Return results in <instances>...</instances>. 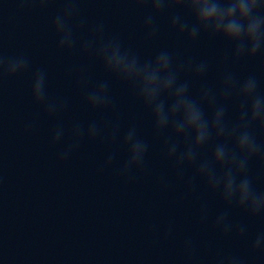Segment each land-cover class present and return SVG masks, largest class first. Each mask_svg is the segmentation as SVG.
I'll return each mask as SVG.
<instances>
[{
  "label": "water",
  "instance_id": "water-1",
  "mask_svg": "<svg viewBox=\"0 0 264 264\" xmlns=\"http://www.w3.org/2000/svg\"><path fill=\"white\" fill-rule=\"evenodd\" d=\"M60 7L61 0H56L44 11L18 13L16 0H0V49L9 55L23 52L33 68H46L50 97L69 101L66 112L48 118L31 101L30 73L0 87V264H181V245L188 236L196 241L202 264H210L216 253L232 251L245 256L248 264H264V256H251L248 251L255 235L264 231V218L250 219L233 210V221L248 225L247 236L237 240L214 232L212 220L223 208L219 197L202 182L188 193L175 178L170 162L163 158V138L154 134L150 114L128 87L110 80L112 110L93 112L84 105V90L69 70L85 65L89 87L108 77L98 62L78 51L57 50L51 19ZM80 8L90 25L103 21L107 35L118 34L144 58L167 48L181 60H208L209 84H217L227 68L239 77L256 73L264 91V75L259 71L264 56L222 64L223 57L230 54L223 41L202 36L188 42L168 30L167 14L157 20V37L145 41L142 22L147 9L133 8L124 0H80ZM199 84L194 83L193 93ZM234 114V108L230 109L229 117ZM116 119L121 123V135L135 124L149 144L146 170L139 178L127 180L117 175L126 158L122 148L113 166L101 170L107 153L117 146L99 139H85L70 159L58 162L67 137L55 147L50 145L56 124ZM32 120L35 129L25 134L24 125ZM259 171V163L254 161L250 174L256 178L257 190L264 191ZM161 175L168 178L169 187L157 183ZM202 203L207 204L208 212L204 224L199 219ZM170 222L173 236L164 239L163 230Z\"/></svg>",
  "mask_w": 264,
  "mask_h": 264
},
{
  "label": "clouds",
  "instance_id": "clouds-1",
  "mask_svg": "<svg viewBox=\"0 0 264 264\" xmlns=\"http://www.w3.org/2000/svg\"><path fill=\"white\" fill-rule=\"evenodd\" d=\"M56 0H16L17 12L44 11ZM133 8H146L142 22L145 41L160 32L157 23L167 14L168 30L188 42L202 36L219 39L229 48L222 64H236L264 56V0H124ZM58 51H78L81 56L98 62L107 79L97 80L89 87L85 65L70 69L78 87L84 90L83 103L91 111L114 109L110 94V80L128 87L135 100L150 114L154 134L163 138V158L170 162L178 181L188 193L194 192L198 182L217 195L223 208L212 220V230L221 238L244 239L248 225L234 222L233 210L250 219L264 218V191L256 188V178L250 174L251 164L259 163V176L264 178V91L256 73L239 77L225 68L218 83L207 82L211 64L206 59L181 60L167 48L153 57L144 58L126 46L118 34L107 35L103 21L89 24L82 13L80 0H61V7L51 19ZM87 32V35H81ZM259 71L264 75V63ZM31 74L30 97L42 109L44 116L56 118L67 111L66 97L52 98L48 93V72L44 67L33 68L30 57L19 52L9 55L0 49V87L8 80ZM199 87L193 93L194 83ZM234 108V117H229ZM35 120L24 125V133L31 134ZM67 143L58 153V162H65L81 143L101 140L113 147L101 170L111 168L117 160L119 148L126 158L117 175L127 180L139 178L146 170L149 144L135 124L121 135L119 119L92 120L86 125L74 120L68 126L56 124L50 133L51 146ZM189 171L191 174L188 175ZM157 183L169 187V180L161 175ZM200 223L208 221L207 204L200 206ZM174 224L163 230L164 239L173 236ZM181 264H202L203 257L193 237H186L181 245ZM251 256H264V231L258 232L249 245ZM210 264H248L238 252L216 253Z\"/></svg>",
  "mask_w": 264,
  "mask_h": 264
}]
</instances>
